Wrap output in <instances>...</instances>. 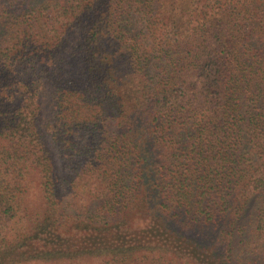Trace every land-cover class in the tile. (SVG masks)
Returning a JSON list of instances; mask_svg holds the SVG:
<instances>
[{
  "label": "trees",
  "instance_id": "obj_1",
  "mask_svg": "<svg viewBox=\"0 0 264 264\" xmlns=\"http://www.w3.org/2000/svg\"><path fill=\"white\" fill-rule=\"evenodd\" d=\"M29 263L264 264V0H0V264Z\"/></svg>",
  "mask_w": 264,
  "mask_h": 264
},
{
  "label": "rangeland",
  "instance_id": "obj_2",
  "mask_svg": "<svg viewBox=\"0 0 264 264\" xmlns=\"http://www.w3.org/2000/svg\"><path fill=\"white\" fill-rule=\"evenodd\" d=\"M31 197H35V190H31ZM29 264H39V263H29Z\"/></svg>",
  "mask_w": 264,
  "mask_h": 264
}]
</instances>
